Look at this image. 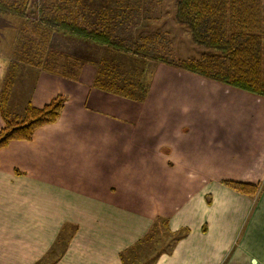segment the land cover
Segmentation results:
<instances>
[{
  "label": "crops",
  "instance_id": "obj_1",
  "mask_svg": "<svg viewBox=\"0 0 264 264\" xmlns=\"http://www.w3.org/2000/svg\"><path fill=\"white\" fill-rule=\"evenodd\" d=\"M9 17L0 14L7 41ZM34 70L23 107L68 100L55 123L0 149V264H124L157 217L189 233L154 264H264L263 96L158 63L176 100L154 120L96 87L93 59L78 81ZM224 180L262 186L249 196Z\"/></svg>",
  "mask_w": 264,
  "mask_h": 264
},
{
  "label": "trees",
  "instance_id": "obj_2",
  "mask_svg": "<svg viewBox=\"0 0 264 264\" xmlns=\"http://www.w3.org/2000/svg\"><path fill=\"white\" fill-rule=\"evenodd\" d=\"M30 1L0 0L1 15L23 18L27 24L18 37L16 67L26 63L77 81L85 60L73 59L51 46L53 34L62 33L106 48L112 56L95 62L98 69L96 87L135 101L146 96L148 86L142 81L135 63L141 56L166 63L156 49L163 35L143 37L142 43L128 44L117 30L120 27L126 30L124 26L134 14H141L146 10L144 4L151 5L153 0H113L95 21L86 16L84 0H39L35 18L27 14ZM162 1L157 2L161 4ZM175 19L177 24L188 29L193 43L204 48V52L200 58L173 65L264 97V0H177ZM124 57L133 61L129 69L120 62H124ZM8 78L0 92V112L4 121L0 149L14 140H31L37 129L55 123L66 101L61 95L43 107H35L28 101L19 119L7 108L14 76ZM223 183L249 196H256L262 186V182L238 180H224ZM168 221L157 217L149 232L121 253L123 263L134 264L130 256L134 255L135 264H154L161 254L172 253L189 229L171 231ZM60 237L57 244L63 242V232Z\"/></svg>",
  "mask_w": 264,
  "mask_h": 264
},
{
  "label": "rangeland",
  "instance_id": "obj_3",
  "mask_svg": "<svg viewBox=\"0 0 264 264\" xmlns=\"http://www.w3.org/2000/svg\"><path fill=\"white\" fill-rule=\"evenodd\" d=\"M38 1L39 0L30 1L29 10L27 12L30 18L36 17L35 13L38 8ZM112 1L113 0H84V12L88 19L95 21L97 18L101 17V14L104 12V7L110 5ZM157 1L158 0H153L150 2L151 5H153L152 8H150V4H144V9L146 10L141 14L135 13L132 20L124 26L126 30H122L121 27L117 30L118 35L126 39L128 44H134V42L142 43L143 37H151L156 34L163 35L160 42L161 45H157L156 49L161 52L160 55H162L165 58V62H169L167 64L170 65L179 64V62L187 59L200 58L204 52V48L195 45L188 29L180 26L176 22L175 10L177 0H163L161 4ZM9 19H15L16 25L13 33L14 37L8 41L4 37H0V80L3 75L5 78L4 81L9 79L8 77L14 76V88L7 108L12 116L21 119L24 115L22 108H25L23 106L27 101L28 91L32 87L36 75L34 73L35 67L29 64L22 63L19 67H16L15 63H18V60L16 59L15 53L18 37L20 38L22 30L27 24L23 18L9 17ZM30 27L31 25H29L28 28L30 29ZM53 37V42L51 40L52 48L73 59H83L86 61L93 59V62H98L103 58H112V56L108 54V51H106V48L100 47L101 49H98L97 47H89L87 43L70 35L54 33ZM93 52L94 54L92 55L91 53ZM90 55L93 58H91ZM120 62L127 69H129V66L133 65V61L127 57H124L125 63L121 60ZM135 64H137L136 68H139L142 81L145 84L147 83L148 86L146 96L143 99L136 100L137 103H140L145 109L139 114H148L153 116L154 120H159L168 114L174 113V107L172 105L176 98L174 95L170 94V85L174 84L176 79L165 74H156V70L154 71V69L158 62L152 57L141 56L139 57V61ZM4 84H2V89L4 88ZM61 96L65 97L66 101L68 100L66 95ZM74 229L75 228L72 227L73 231ZM56 247L58 248V246ZM130 256L135 264L134 255ZM129 264H131V262H129Z\"/></svg>",
  "mask_w": 264,
  "mask_h": 264
}]
</instances>
